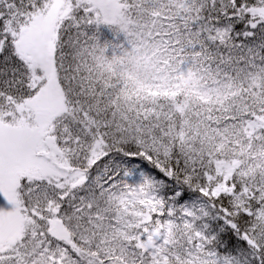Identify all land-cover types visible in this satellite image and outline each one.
<instances>
[{"label": "snow or ice", "instance_id": "snow-or-ice-1", "mask_svg": "<svg viewBox=\"0 0 264 264\" xmlns=\"http://www.w3.org/2000/svg\"><path fill=\"white\" fill-rule=\"evenodd\" d=\"M0 264H264V0H0Z\"/></svg>", "mask_w": 264, "mask_h": 264}]
</instances>
